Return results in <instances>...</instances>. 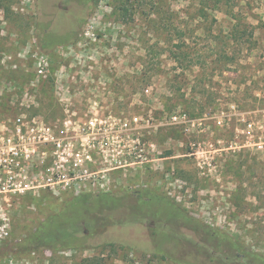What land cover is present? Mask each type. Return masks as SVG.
<instances>
[{
    "label": "rangeland",
    "instance_id": "obj_1",
    "mask_svg": "<svg viewBox=\"0 0 264 264\" xmlns=\"http://www.w3.org/2000/svg\"><path fill=\"white\" fill-rule=\"evenodd\" d=\"M263 91L264 0H0V121L84 158L73 194L0 196V264H210L207 230L264 249ZM83 194L105 231L23 248Z\"/></svg>",
    "mask_w": 264,
    "mask_h": 264
},
{
    "label": "built area",
    "instance_id": "obj_2",
    "mask_svg": "<svg viewBox=\"0 0 264 264\" xmlns=\"http://www.w3.org/2000/svg\"><path fill=\"white\" fill-rule=\"evenodd\" d=\"M264 98V91L262 92ZM94 126V122L90 121ZM251 126V124H249ZM84 129V127H82ZM50 128L37 123H28L22 117L8 118L0 121V196L15 193L30 192L32 189L49 187L56 194H73L77 187L75 177L69 174L71 166L83 162L84 158L75 153L70 163L60 155L67 153L71 145L63 139L49 137ZM52 153L57 157L55 165L46 166L41 173L31 169L37 161L34 155L38 154L41 161ZM73 151L70 153L72 154ZM63 159V162L59 163ZM68 165H65V161ZM71 165V166H70ZM1 232L7 234L3 226Z\"/></svg>",
    "mask_w": 264,
    "mask_h": 264
},
{
    "label": "trees",
    "instance_id": "obj_3",
    "mask_svg": "<svg viewBox=\"0 0 264 264\" xmlns=\"http://www.w3.org/2000/svg\"><path fill=\"white\" fill-rule=\"evenodd\" d=\"M176 32L181 35L182 29L175 27ZM177 48H180L177 45ZM174 60L182 61L185 55L181 49L178 51H170ZM89 195H79L74 197L73 208L68 212L72 216L71 221L64 220L62 213L50 215L48 219L40 221L34 229H32L23 238V248L35 250L40 247L52 248L55 241L62 243L71 234L80 230H95L97 233L105 231L108 227H101L94 224V220L90 214L88 207ZM80 202V203H79ZM105 205L104 202L101 203ZM93 209V208H92ZM89 215V216H88ZM78 219V220H77ZM206 233L214 240L209 243H203L195 246L197 251L201 250L207 257L210 264H264V249H253L251 246L245 245L239 241L234 235L219 233L207 230ZM159 235V234H158ZM216 238H215V237ZM202 253V254H203Z\"/></svg>",
    "mask_w": 264,
    "mask_h": 264
},
{
    "label": "flooded vegetation",
    "instance_id": "obj_4",
    "mask_svg": "<svg viewBox=\"0 0 264 264\" xmlns=\"http://www.w3.org/2000/svg\"><path fill=\"white\" fill-rule=\"evenodd\" d=\"M164 233V232H163ZM158 234H161V232H159Z\"/></svg>",
    "mask_w": 264,
    "mask_h": 264
}]
</instances>
